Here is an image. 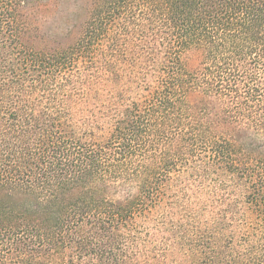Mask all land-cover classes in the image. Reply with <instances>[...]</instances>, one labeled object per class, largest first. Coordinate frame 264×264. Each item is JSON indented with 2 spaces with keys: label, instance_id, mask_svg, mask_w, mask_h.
I'll use <instances>...</instances> for the list:
<instances>
[{
  "label": "trees",
  "instance_id": "1",
  "mask_svg": "<svg viewBox=\"0 0 264 264\" xmlns=\"http://www.w3.org/2000/svg\"><path fill=\"white\" fill-rule=\"evenodd\" d=\"M66 7L0 0V264H264V0Z\"/></svg>",
  "mask_w": 264,
  "mask_h": 264
},
{
  "label": "rangeland",
  "instance_id": "2",
  "mask_svg": "<svg viewBox=\"0 0 264 264\" xmlns=\"http://www.w3.org/2000/svg\"><path fill=\"white\" fill-rule=\"evenodd\" d=\"M64 2H65V6H67V7H69V6H71L72 5V3H73V1H76V0H63ZM79 1V5H80V15L78 14V19L80 20H78V22H81L82 20H84L85 19V17H86V10H87V6H88V4H89V1L90 0H78ZM66 7V8H67ZM80 16V17H79ZM77 32V31H76ZM79 32V31H78Z\"/></svg>",
  "mask_w": 264,
  "mask_h": 264
}]
</instances>
